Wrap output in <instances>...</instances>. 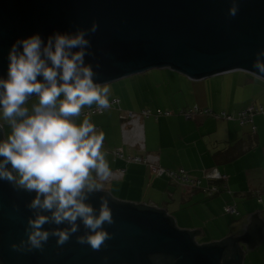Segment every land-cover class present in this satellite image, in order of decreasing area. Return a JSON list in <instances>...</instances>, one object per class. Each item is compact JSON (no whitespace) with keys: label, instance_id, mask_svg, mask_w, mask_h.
<instances>
[{"label":"water","instance_id":"1","mask_svg":"<svg viewBox=\"0 0 264 264\" xmlns=\"http://www.w3.org/2000/svg\"><path fill=\"white\" fill-rule=\"evenodd\" d=\"M229 8L230 0H0V76L7 75L8 53L18 38L39 33L46 40L55 31L90 27L94 20L99 22L98 31L90 37L95 55L87 56L86 63L95 68L99 62L98 83L163 68L194 81L234 71L252 74L257 72L253 68L256 52L264 48V0H241L235 18L228 16ZM34 195L0 181L3 264H152L149 257L156 254L173 255L178 258L176 264L223 263V248L197 245L190 231L172 226L163 213L140 210L111 197L115 223L104 227L113 235L100 251L77 243L83 225L60 248L52 237L43 252L14 251L11 244L27 238L25 225L32 212L26 204ZM102 195L106 194H91L86 203L99 209ZM245 227L241 246L253 251L264 238L261 212L249 215ZM239 260L237 255L227 264Z\"/></svg>","mask_w":264,"mask_h":264},{"label":"clouds","instance_id":"2","mask_svg":"<svg viewBox=\"0 0 264 264\" xmlns=\"http://www.w3.org/2000/svg\"><path fill=\"white\" fill-rule=\"evenodd\" d=\"M240 4L230 0V18L239 14ZM98 29L94 20L90 27L55 31L46 40L35 33L18 38L9 50L7 75L0 76V116L11 131L0 139V181L35 194L26 204L32 212L27 238L12 243L14 251L43 252L52 237L60 248L81 225L84 233L76 241L93 251L112 238L104 227L115 223L111 195L100 197L99 209L86 203L91 194L104 192L103 182L111 174L102 151L104 133L87 117L82 123L74 119L85 107L111 106L107 82L95 79L99 62L95 68L86 63L87 56L95 55L90 37ZM253 68L264 74V48L256 52ZM257 72L251 73L264 78ZM33 98L36 102L29 105ZM46 224L57 227L46 229Z\"/></svg>","mask_w":264,"mask_h":264},{"label":"crops","instance_id":"3","mask_svg":"<svg viewBox=\"0 0 264 264\" xmlns=\"http://www.w3.org/2000/svg\"><path fill=\"white\" fill-rule=\"evenodd\" d=\"M225 74L210 77L211 80L206 78L207 81L200 84L197 97L205 101L202 106L212 108L214 112L227 113L264 106L263 79L243 71ZM147 77L137 76L131 81L119 82L118 85L124 89L131 88L134 92L136 88L148 83ZM135 95V99H138V94ZM179 99V96L175 97L174 104L171 101L168 107H164L170 115L157 118L155 115L162 111V107H154L156 112L151 111V118H146L143 124L141 121L138 140L144 144V152L128 144L134 138L128 137L123 131L121 106L124 104L125 111L140 112L145 108L142 103L138 102V105L131 108L129 100L123 97L119 99L118 111L121 113L116 118L106 116L105 111L89 118L97 130L104 133L102 151L106 153L110 171L125 172L122 179L104 182V192L118 202L164 210L179 230H199L201 233L195 235L194 240L197 244L198 240L201 241L200 246L220 242L228 237L243 236L249 215L261 212L264 218V117L257 114L253 124L246 125L237 121L217 122L220 119L213 121L200 114L195 119H186L182 115L185 112L179 113L183 109ZM142 100L149 104L153 97L143 96ZM35 102L33 98L29 105ZM74 119L82 123L84 118L80 116ZM253 125L257 127L256 133L252 132ZM0 126L3 137L10 133L7 123ZM117 149H122L125 156H156L162 167L181 168L203 180L204 185L210 181L220 182L221 177L226 176V188L215 197H207L200 189L172 184L167 176H154L145 165L115 159L113 152ZM138 192H143V203L140 199L130 197ZM230 205L237 207L238 215L227 213L226 208ZM245 249L242 247L243 252ZM244 256L245 252L243 259Z\"/></svg>","mask_w":264,"mask_h":264},{"label":"rangeland","instance_id":"4","mask_svg":"<svg viewBox=\"0 0 264 264\" xmlns=\"http://www.w3.org/2000/svg\"><path fill=\"white\" fill-rule=\"evenodd\" d=\"M144 75L148 76L147 77L149 80L148 83L143 84V86L141 88H136V90H134V92H132L131 88H125L124 89L118 85L119 82H122L125 80L131 81V80H133V78H136L137 76H144ZM222 75H219V76H222ZM224 75H226V74H224ZM251 76H253V75H251ZM205 80L206 79L201 80V81H194V80H191L189 77H187V76H185L179 72H176L174 70H171L169 68L152 69V70H149V71H146L143 73L131 75L129 77H125V78H122L120 80L109 83L108 84V86L110 88L109 101L111 103L115 99L121 100L123 97H125L127 100H129V102H130L129 106L131 108H134L133 106L138 105L137 103L139 102V103H142L144 105V107H145L144 110H150L152 112H156L154 107H162L161 110L164 113H166V112H169V110H165L166 108H164V107H168V104H170L171 101L174 104L176 102V100H174V98L179 96L180 99L178 102H179V104L182 103L181 107H183V109H181L179 113L185 112V114H182L184 116V118L188 119L187 115H189L192 111H194L197 108L198 112L192 113L191 119H193V118L195 119V118L199 117V114H200L201 116H206V117L211 118V120L213 119V121L214 120L216 121L217 119L213 115H207V114L202 113L206 110H210L212 112H214V111L212 110V108H207L206 106H202L201 104L204 103L205 101H203V99H198V97H197L199 95V86H200V84L203 85V82L207 81V80L206 81ZM208 80H211V78ZM135 94H138V96H139L138 99H135V96H136ZM143 96H144V98L145 97L150 98L152 96L153 100H149V104H148V102H143V100H142ZM210 97H211V95H210ZM209 100H211V99H209ZM144 103H147L149 106L147 104H144ZM121 106H122V110H123V116L129 112H133L130 110L125 111L126 109L124 108V104H122ZM91 107H96V105L94 104ZM118 109L119 108L117 106H111L110 108L106 109L105 115L106 116H112V117L116 118L117 115L118 114L120 115V113H121L118 111ZM144 110H142V111H144ZM142 111H140V112H142ZM140 112H134V113H140ZM214 113L218 114L221 112L215 111ZM83 118H86V117H83ZM87 118H89V117H87ZM142 120H143L142 121V124H143L145 122L146 118H143ZM224 121L225 120L220 119L217 122H224ZM188 122H193V121H188ZM5 123L6 122L2 119V116H0V124L2 125ZM132 164H135V163H132ZM139 165H145V166L149 167L150 172L154 176H157L155 173H153L152 168L149 165L144 164V163L139 164ZM158 165L160 167H162L159 163H158ZM162 168H164V167H162ZM164 169L170 170L172 172H178V171H180L181 168H164ZM189 174L192 175L193 177L197 178V176H195L194 174H192V173H189ZM170 182L172 183L173 181H170ZM172 184H175V183L173 182ZM143 187H144V184H143ZM130 197L132 199H140V202L143 203V200H142V199H144L143 192H141V193L138 192L137 194H135V193L131 194ZM123 201H125V200H123ZM126 202H129V201L126 200ZM132 202L133 201H131V203ZM245 213L247 215L246 210H245ZM197 242L199 245H200V243H202L199 240ZM244 252H245V256H244L242 264H264V242L257 249H255L253 251H247L245 249Z\"/></svg>","mask_w":264,"mask_h":264},{"label":"built area","instance_id":"5","mask_svg":"<svg viewBox=\"0 0 264 264\" xmlns=\"http://www.w3.org/2000/svg\"><path fill=\"white\" fill-rule=\"evenodd\" d=\"M120 100L115 99L113 102L110 103L111 106H119ZM110 106V107H111ZM109 107V108H110ZM104 110H98L97 107L95 108H84L82 110L81 116L83 117H92L94 115L102 114ZM198 112V109L196 108L194 111H192L189 115H187V118H191L192 113ZM203 114L207 115H213L217 119H223L227 121H237L241 125L246 124H253V118L255 115L260 114L264 117V106H252L247 109L241 110L237 113H227V112H221V113H214L210 110H206L202 112ZM170 112H158L156 114V117H160L163 115H170ZM152 112L150 110H144L140 113H134L129 112L126 115L123 116V131L125 135H129L128 137H133L134 140L129 145L133 147H139V150L141 152H144V144L142 142H139L138 140V131L141 129V121L143 118H149L152 116ZM97 129V127H96ZM257 127L255 125L252 126V132L256 133ZM113 156L115 159H123L126 160L129 163H137V164H147L152 168L153 173H155L157 176H167L173 181L174 183L182 184V185H188L193 188H197L202 190L207 197H215L221 193V191L226 188L225 182L227 181V177L223 176L219 180L220 182L210 181L207 185L203 184V180L193 177L189 173H187L184 170H180L178 172H172L170 170H165L164 168L160 167L158 165L159 159L156 156L153 155H128L125 156L124 151L122 149H117L113 152ZM111 174L104 182H111L114 180L122 179L124 176L123 170H116V171H110ZM103 182V183H104ZM227 213L238 215L239 212L237 210V207L235 205L227 206L226 208Z\"/></svg>","mask_w":264,"mask_h":264},{"label":"trees","instance_id":"6","mask_svg":"<svg viewBox=\"0 0 264 264\" xmlns=\"http://www.w3.org/2000/svg\"><path fill=\"white\" fill-rule=\"evenodd\" d=\"M117 107L120 108V104ZM85 108H89V107H85ZM91 108H95V107H91ZM99 115H101V114H99ZM94 116H96V115H94ZM89 118H91V117H89ZM3 138L4 137L2 135V130L0 129V139H3ZM105 194L108 195L107 193H105ZM109 197H111V196H109ZM114 201L117 202L116 200H114ZM118 203H120V202H118ZM132 206H134L135 208H138L140 210H153L155 212L163 213L165 216V219L172 226L176 227L174 220L166 212H164L162 210L154 209V208H147L146 206H142V205H133L132 204ZM188 234L191 237V239L195 242L194 233L188 232ZM241 240H242V237H228V238L223 239L220 242L212 243V244L208 245V247H220V248L224 249V255H223V260H222L223 263L222 264L229 263L231 260H233L235 258L236 255H239V257H240L239 264H242L243 250H242V246H241ZM149 259H150L152 264H176L178 261L177 257H175L173 255H164V254L152 255L149 257ZM0 264H3L1 262V260H0Z\"/></svg>","mask_w":264,"mask_h":264},{"label":"flooded vegetation","instance_id":"7","mask_svg":"<svg viewBox=\"0 0 264 264\" xmlns=\"http://www.w3.org/2000/svg\"><path fill=\"white\" fill-rule=\"evenodd\" d=\"M237 256V255H236ZM232 261H234V259L233 260H231L230 262H232ZM239 262H240V260L239 261H237V262H235V263H233V264H239Z\"/></svg>","mask_w":264,"mask_h":264}]
</instances>
